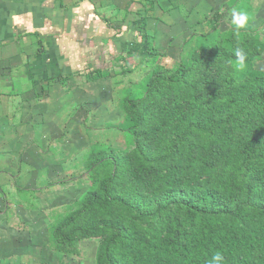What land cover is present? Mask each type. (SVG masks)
Segmentation results:
<instances>
[{"label":"rangeland","instance_id":"rangeland-1","mask_svg":"<svg viewBox=\"0 0 264 264\" xmlns=\"http://www.w3.org/2000/svg\"><path fill=\"white\" fill-rule=\"evenodd\" d=\"M36 1L24 0V7L7 4L18 17H8L0 30L5 33L0 37V264H97L98 239L84 237L65 245L54 232L104 176L103 169L90 167L91 157L106 149H132L125 99L141 98L148 77L157 69L174 72L179 63H201L195 67H205L200 71L214 79L216 68L206 62L214 58L202 55L212 48V34L224 41L250 34L251 42L263 48L250 63L245 58L243 67L236 58L219 61L221 73L264 71V0H90L102 30L96 23L89 29L80 22L61 36L54 11L48 28L56 37L41 33L31 41L39 39L34 53H41L47 64L67 66L60 70L62 76L47 67L46 82L42 67L33 83L28 76L34 74L2 51L17 39L13 31L27 26L25 7ZM234 10L247 14L244 26L233 23ZM117 28L121 35L112 34ZM209 90L202 86L198 94Z\"/></svg>","mask_w":264,"mask_h":264},{"label":"trees","instance_id":"trees-1","mask_svg":"<svg viewBox=\"0 0 264 264\" xmlns=\"http://www.w3.org/2000/svg\"><path fill=\"white\" fill-rule=\"evenodd\" d=\"M251 40L212 34L202 55L214 58V79L179 63L125 99L135 143L91 157L104 176L56 226L60 244L98 239L97 264H210L216 253L222 264H264V71L217 65L237 49L250 63L263 51Z\"/></svg>","mask_w":264,"mask_h":264},{"label":"crops","instance_id":"crops-1","mask_svg":"<svg viewBox=\"0 0 264 264\" xmlns=\"http://www.w3.org/2000/svg\"><path fill=\"white\" fill-rule=\"evenodd\" d=\"M68 1L69 0H37L34 6H32V7L26 6L25 7L27 9L26 12L27 11L28 12L25 14V17H27L28 20H26L23 24H26L27 26L26 27L23 25L18 26L16 28V31L15 30L13 31L14 32L13 35L16 34L17 39L11 42L12 44L9 47L11 49H7V47H6V49L4 51H2L3 54H5L7 57H9V55L13 58L15 57V59H12V61H16V63L21 64V66H25V68L29 69L34 74V76H35L34 78L32 76L27 75L33 81V83L35 82L34 80L37 81V78L39 76H41L40 71H38V70H41L42 67L44 69L43 70L44 72L48 67L50 70L55 69V71L59 72V74L61 73V76H62V73L65 71L64 68L67 66V64L63 62L61 64L59 63V65L56 66L57 67L56 68L53 63L47 64L46 58L41 57V55H42L41 53H38V54L34 53V51H35L34 47L40 45V41L37 38L35 42L33 40H32L33 41L32 42L31 37H33V35H37L39 37L41 33H48V37L54 36L53 34H49V33H51L52 28H48L49 23H50L49 20L51 18V16H50L51 13H54V11L57 12L58 22L61 21L60 23L62 26H60V24L56 25V26H60L62 28V34H60V36L61 35H67V33L71 30V25L74 24L75 26H77L80 22L82 25H84V26L86 25L89 29H91L93 24L96 23L97 26H99L98 28L102 30V26H103L102 20L98 17L97 13H94L95 7L91 3L90 0H78V2L75 3L74 5H71V7H66L64 4L68 3ZM76 1L74 0V2H76ZM3 2L0 0V5H1L0 6V15H1V19L3 20V21H0V30L2 29L4 22H7V23L9 22V20H7L8 17H11L12 15H13V18L18 17L17 10L13 11L6 5L13 3V4H16V6L18 4H21V6L24 7V3H25L24 0H3ZM43 3H45V5L46 4L47 5L50 4V5L45 6ZM20 10L23 12L22 9H20ZM86 10H90L92 13L87 12ZM45 13L47 14V16L44 15ZM16 15H17V17H16ZM80 16H84L85 19L83 17L81 18ZM60 17H62V18H60ZM77 18H78V21H77ZM80 18L82 19V21ZM128 18H130V17L128 16ZM128 20L129 19H127L126 23H128ZM43 21H46V22H45L44 26H41V23ZM47 21H48V23H47ZM97 26H95V27H97ZM74 27H72V28H74ZM94 30H95V28H94ZM119 30H120L119 28L113 29L114 32L112 34L116 35L119 32ZM121 33H122V31H121ZM121 33L119 35H121ZM4 35H5V33L3 34L0 31L1 40H2V37ZM54 37H56V35ZM48 45H50V43ZM43 46H45V45L41 44V47H43ZM59 49H61V48H59ZM9 50H11V51H9ZM56 51H60V50H56ZM7 52H9L10 54H8ZM61 55H63V54L61 53ZM42 61L45 62V64L42 65V63H43ZM61 67L62 68L64 67V68L62 69ZM32 69L34 71H32ZM60 70H62L63 72H60ZM44 72H43V79L41 76V80H43V82H46L47 78L45 76L47 75L46 74L47 72H45V73ZM3 142H4V140H3ZM3 142H2V138L0 137V144Z\"/></svg>","mask_w":264,"mask_h":264},{"label":"clouds","instance_id":"clouds-1","mask_svg":"<svg viewBox=\"0 0 264 264\" xmlns=\"http://www.w3.org/2000/svg\"><path fill=\"white\" fill-rule=\"evenodd\" d=\"M232 17H233V23L241 27L245 25L248 19V16L245 12L242 11L238 12L235 10L232 13ZM235 55L239 60V67H243L246 58L245 53L242 50L237 49ZM223 260H224L223 255L221 253H216L213 255L210 264H222Z\"/></svg>","mask_w":264,"mask_h":264}]
</instances>
